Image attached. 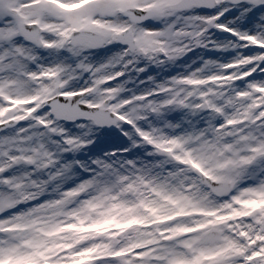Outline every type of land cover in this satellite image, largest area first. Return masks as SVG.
<instances>
[{
    "label": "snow or ice",
    "instance_id": "obj_1",
    "mask_svg": "<svg viewBox=\"0 0 264 264\" xmlns=\"http://www.w3.org/2000/svg\"><path fill=\"white\" fill-rule=\"evenodd\" d=\"M0 264H264V0H0Z\"/></svg>",
    "mask_w": 264,
    "mask_h": 264
}]
</instances>
